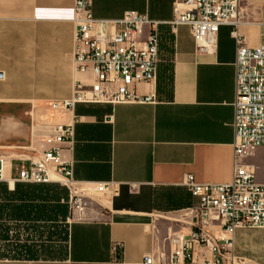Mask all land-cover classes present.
Segmentation results:
<instances>
[{
  "label": "crops",
  "instance_id": "1",
  "mask_svg": "<svg viewBox=\"0 0 264 264\" xmlns=\"http://www.w3.org/2000/svg\"><path fill=\"white\" fill-rule=\"evenodd\" d=\"M172 4L91 0L92 16L106 34L118 30L115 21L128 10L160 22L156 78L134 87L152 99L58 110L50 103L69 98L77 81L93 80L74 67V0H0V234L8 238L0 242L8 243L17 226L15 243L21 246L19 256L0 257V264H143L147 255L166 263L172 239L192 229L197 198L184 185L186 176L202 184L231 180L233 26L220 25L214 49L198 52L188 26L172 32L165 24L173 17ZM239 6L244 43L264 45V0H240ZM72 121L70 142L48 141L55 124ZM53 145L72 162L76 184L115 183V192L90 196L84 217L71 218L68 190L58 182L16 180L21 168ZM242 162L264 183V146ZM30 231L41 238H31ZM231 238L225 264H264V227L236 228ZM51 244L60 252H49ZM211 256L194 244L189 264Z\"/></svg>",
  "mask_w": 264,
  "mask_h": 264
},
{
  "label": "built area",
  "instance_id": "2",
  "mask_svg": "<svg viewBox=\"0 0 264 264\" xmlns=\"http://www.w3.org/2000/svg\"><path fill=\"white\" fill-rule=\"evenodd\" d=\"M240 0H173V17L165 24L174 32L178 25H186L196 51L210 52L216 44L218 27L232 25L234 41L233 86V173L227 183L202 184L188 174L184 185L197 198L191 209L192 229L187 235L172 239L174 248L166 263L143 258V264L192 263L193 245L204 246L211 258L196 264H225L224 250L232 247L231 233L236 228L264 227V183H258L250 165L242 162L258 146H264V45L246 46L237 30ZM74 33V67L79 72H90V83L77 81L69 98L53 101L51 109L69 110L76 103H132L150 101L151 96L138 94L134 87L156 78L160 61L158 24L145 13L125 11L115 21L118 30L102 32V21L91 12V0H74L72 19ZM264 35V21L261 23ZM147 28V33L144 30ZM73 121L55 124L48 141L55 144L71 141ZM61 147L53 145L35 159L29 167L21 168L16 180L28 183L56 181L68 190L67 203L71 218L85 216L90 196L94 193L115 192L114 182H83L72 178V162L62 158ZM5 159L0 157V180ZM57 178V179H56ZM219 230L227 236H215ZM221 240V244L219 243ZM118 248L112 245V250ZM231 264V262L227 263Z\"/></svg>",
  "mask_w": 264,
  "mask_h": 264
},
{
  "label": "rangeland",
  "instance_id": "3",
  "mask_svg": "<svg viewBox=\"0 0 264 264\" xmlns=\"http://www.w3.org/2000/svg\"><path fill=\"white\" fill-rule=\"evenodd\" d=\"M56 184H59L60 186L66 188L62 183H59L58 182ZM94 194H97V193H94ZM12 228H13V230L11 231L12 232L11 233L12 236L10 237V241L8 243L0 242V252H3V251H11L12 248H14V244H15V242L17 240L15 237L18 236V232L15 231L16 233H14V230H17V226H13ZM30 233H31L30 234L31 235V238H34V236L36 237V239L41 238V235L37 236V234L36 233H33L32 231H30ZM20 234H21V238H23V239L26 238L25 237V233L21 232ZM60 249L61 248L57 244L56 245L55 244H51V247L48 248L49 252H53L54 254L60 252Z\"/></svg>",
  "mask_w": 264,
  "mask_h": 264
},
{
  "label": "trees",
  "instance_id": "4",
  "mask_svg": "<svg viewBox=\"0 0 264 264\" xmlns=\"http://www.w3.org/2000/svg\"><path fill=\"white\" fill-rule=\"evenodd\" d=\"M0 207H1V205H0ZM0 228H2L1 225H0ZM0 238H2L3 240H7L8 239L7 235L3 236L2 234H0ZM20 252H21V246L18 245V243H15L14 244V248H12L11 251L0 252V257H17V256H19Z\"/></svg>",
  "mask_w": 264,
  "mask_h": 264
},
{
  "label": "bare ground",
  "instance_id": "5",
  "mask_svg": "<svg viewBox=\"0 0 264 264\" xmlns=\"http://www.w3.org/2000/svg\"><path fill=\"white\" fill-rule=\"evenodd\" d=\"M57 179V178H56Z\"/></svg>",
  "mask_w": 264,
  "mask_h": 264
}]
</instances>
